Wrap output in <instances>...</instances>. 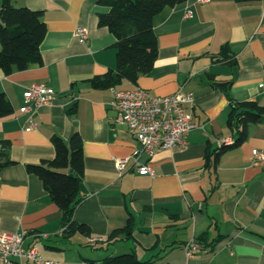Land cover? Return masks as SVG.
<instances>
[{"label":"crops","instance_id":"0c3cea01","mask_svg":"<svg viewBox=\"0 0 264 264\" xmlns=\"http://www.w3.org/2000/svg\"><path fill=\"white\" fill-rule=\"evenodd\" d=\"M98 1L13 0L17 8L44 13L47 35L41 63L15 67L10 75L0 70V92L14 107L0 120V139L11 142L14 162L0 169V234L27 231L26 246L59 264L102 262L132 251L157 264H264V168L252 165L253 151L264 152V124L251 126L241 146L207 167L210 151L236 139L228 125L231 104L264 106V0H188L165 8L153 20L159 45L153 71L136 84L104 90L91 80L116 68L117 50L115 36L99 26V15L109 9ZM79 28L87 29L86 42L76 36ZM225 48L229 59H223ZM36 84L56 96L31 118L21 109L25 91ZM136 87L158 97L180 90L194 95L195 128L185 149L149 157L115 124L113 89ZM31 120L36 128L28 130ZM75 132L83 139L85 187L75 220L89 235L67 237L60 208L26 167L52 160V139L69 146ZM123 159L128 162L119 170ZM142 165L155 175L139 174ZM129 222L131 237L109 240ZM90 238L103 241L91 244ZM193 240H202L204 249L191 258L185 246Z\"/></svg>","mask_w":264,"mask_h":264},{"label":"trees","instance_id":"16d2710c","mask_svg":"<svg viewBox=\"0 0 264 264\" xmlns=\"http://www.w3.org/2000/svg\"><path fill=\"white\" fill-rule=\"evenodd\" d=\"M188 0H99L108 12L99 15V26L107 28L116 38L117 66L103 76L91 80L98 90L111 89L129 81L136 84L140 77L153 71L158 58V38L153 27L154 18L167 7H176ZM236 3H256L261 0H234ZM0 70L10 75L16 67L24 71L31 64L42 62L41 45L47 35L44 13L28 7L17 8L13 0H3L0 7ZM223 59L231 58L228 48ZM226 89L228 84H220ZM71 114L75 113L73 109ZM14 114V107L5 93L0 92V120ZM264 124V106L256 102L231 104L229 128L235 135L232 145H221L208 155L207 167L217 166L225 153L241 146L249 136V128ZM55 157L41 164L27 165V172L39 177L52 201L63 214L67 237L79 233L89 235V227L75 220V213L83 202L81 184L84 177L83 139L75 132L69 146L60 137L52 139ZM11 142L0 139V169L14 164L10 157ZM71 173L73 174L71 176ZM129 222L125 229L114 233L109 240L132 236ZM124 235V236H122ZM202 249L204 242L197 241ZM89 264H157L156 260L141 261L137 253L109 256L102 262Z\"/></svg>","mask_w":264,"mask_h":264},{"label":"built area","instance_id":"2783aa9c","mask_svg":"<svg viewBox=\"0 0 264 264\" xmlns=\"http://www.w3.org/2000/svg\"><path fill=\"white\" fill-rule=\"evenodd\" d=\"M210 1L199 0L202 4ZM189 15L190 13H187V16ZM76 36L81 42H86L89 38L88 31L84 28H79ZM260 89L264 93V82L260 84ZM113 94V106L117 111L115 124L124 126L149 157H154L163 150L185 149L188 146V136L195 128L193 94L180 90L171 96L158 97L140 87L128 90L113 89ZM55 96L54 89L46 84L33 85L24 93L25 104L21 111L32 118L40 108L52 105ZM35 128L36 123L31 120L27 129ZM223 144L232 145L233 142L225 140L221 143ZM127 162L128 159L119 160V170H122ZM252 165L264 168L263 151H253ZM138 171L141 175H155L148 165L140 166ZM28 237L27 231L0 234V264H59L46 259L37 246H26ZM102 241L100 238L89 239L91 244ZM185 250L192 258L202 251V247L193 240L185 246Z\"/></svg>","mask_w":264,"mask_h":264},{"label":"water","instance_id":"95a60500","mask_svg":"<svg viewBox=\"0 0 264 264\" xmlns=\"http://www.w3.org/2000/svg\"><path fill=\"white\" fill-rule=\"evenodd\" d=\"M72 175H73V174L71 173V176H72ZM81 191L85 193V187H84L83 184H81Z\"/></svg>","mask_w":264,"mask_h":264}]
</instances>
